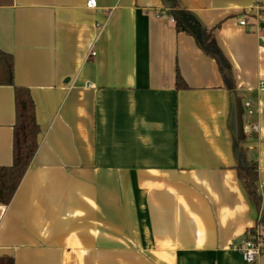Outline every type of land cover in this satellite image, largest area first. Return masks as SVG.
Here are the masks:
<instances>
[{"label": "crops", "instance_id": "obj_1", "mask_svg": "<svg viewBox=\"0 0 264 264\" xmlns=\"http://www.w3.org/2000/svg\"><path fill=\"white\" fill-rule=\"evenodd\" d=\"M174 3L213 36L231 76L177 31L167 0L0 6V50L40 127L12 202L0 204V259L248 264L240 247L254 229L264 237V0ZM15 124V88L0 86V167L13 164ZM252 162L260 211L237 169Z\"/></svg>", "mask_w": 264, "mask_h": 264}, {"label": "trees", "instance_id": "obj_2", "mask_svg": "<svg viewBox=\"0 0 264 264\" xmlns=\"http://www.w3.org/2000/svg\"><path fill=\"white\" fill-rule=\"evenodd\" d=\"M167 1L172 8L171 15L176 24L177 31L192 35L202 50L217 60L223 75L225 77L231 76V68L214 41L213 36L206 34L202 25L190 12L186 10H175L174 0ZM12 3L13 0H0V6H8ZM0 86H13L15 88L16 98L13 164L10 167H0V204L8 206L12 202L38 151L40 127L36 120V107L30 91L27 88L15 85L13 56L1 50ZM177 86L180 89L187 88L179 71L177 72ZM237 169L245 190L252 197L258 211H260L262 198L257 191L259 182L257 163L252 162L246 167H238ZM260 223H262L261 220ZM251 233L256 236L257 230L254 229ZM0 264H15V262L13 258L6 257L0 259Z\"/></svg>", "mask_w": 264, "mask_h": 264}, {"label": "built area", "instance_id": "obj_3", "mask_svg": "<svg viewBox=\"0 0 264 264\" xmlns=\"http://www.w3.org/2000/svg\"><path fill=\"white\" fill-rule=\"evenodd\" d=\"M86 7L87 9L93 10L97 8V0H86ZM240 25L242 27L248 28L249 26V21L247 18H244L240 21ZM261 30V36H260V42L262 46H264V27L260 28ZM95 55V53H93ZM252 103L249 102L247 106H251ZM254 132L259 131L258 126L253 127ZM261 236L257 233L256 236H254L251 232L248 235L247 240L242 244L240 247V253L243 256V259L248 263V264H255L257 261V258L262 254L264 251V242L261 241Z\"/></svg>", "mask_w": 264, "mask_h": 264}, {"label": "water", "instance_id": "obj_4", "mask_svg": "<svg viewBox=\"0 0 264 264\" xmlns=\"http://www.w3.org/2000/svg\"><path fill=\"white\" fill-rule=\"evenodd\" d=\"M239 107H240V113H242V105L239 104ZM240 133L241 135H243V123L241 117H240Z\"/></svg>", "mask_w": 264, "mask_h": 264}, {"label": "rangeland", "instance_id": "obj_5", "mask_svg": "<svg viewBox=\"0 0 264 264\" xmlns=\"http://www.w3.org/2000/svg\"><path fill=\"white\" fill-rule=\"evenodd\" d=\"M261 239H262L261 241H263V242H264V237H263V236H261Z\"/></svg>", "mask_w": 264, "mask_h": 264}]
</instances>
